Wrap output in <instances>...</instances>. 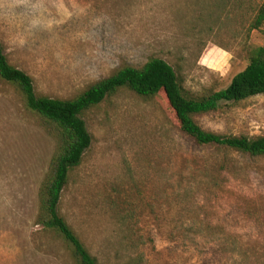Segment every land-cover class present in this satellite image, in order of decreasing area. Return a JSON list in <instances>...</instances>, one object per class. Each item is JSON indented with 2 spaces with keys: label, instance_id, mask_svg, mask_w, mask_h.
I'll list each match as a JSON object with an SVG mask.
<instances>
[{
  "label": "rangeland",
  "instance_id": "rangeland-1",
  "mask_svg": "<svg viewBox=\"0 0 264 264\" xmlns=\"http://www.w3.org/2000/svg\"><path fill=\"white\" fill-rule=\"evenodd\" d=\"M262 0H0V43L37 94L70 98L158 56L199 94L228 85L264 42ZM91 144L59 212L100 264H264V155L199 146L163 96L121 88L82 115ZM225 135L264 134V93L196 115ZM56 133L0 80V264H75L36 223Z\"/></svg>",
  "mask_w": 264,
  "mask_h": 264
},
{
  "label": "trees",
  "instance_id": "trees-1",
  "mask_svg": "<svg viewBox=\"0 0 264 264\" xmlns=\"http://www.w3.org/2000/svg\"><path fill=\"white\" fill-rule=\"evenodd\" d=\"M251 29L264 26V0L255 8ZM246 65L221 89L209 88L192 94L175 68L158 56H150L141 66L124 64L110 75L89 84L70 98L37 94L32 77L11 64L0 43V80L13 86L25 106L45 120L57 138V151L40 185L36 223L59 236L69 248L75 264H100L75 230L59 212V203L69 175L91 144L83 113L121 88L140 97L163 96L179 130L199 146H217L251 156L264 155L263 135H225L203 129L196 115L213 112L223 103H238L264 93V42L245 48Z\"/></svg>",
  "mask_w": 264,
  "mask_h": 264
}]
</instances>
